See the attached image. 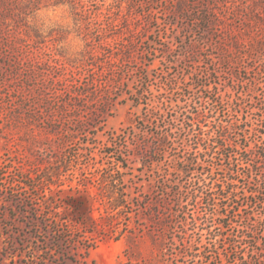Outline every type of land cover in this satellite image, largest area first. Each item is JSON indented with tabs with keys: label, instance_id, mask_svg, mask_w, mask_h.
<instances>
[{
	"label": "rangeland",
	"instance_id": "obj_1",
	"mask_svg": "<svg viewBox=\"0 0 264 264\" xmlns=\"http://www.w3.org/2000/svg\"><path fill=\"white\" fill-rule=\"evenodd\" d=\"M37 1L38 6L41 0ZM176 1L71 0L84 40L79 56L48 54L46 49L64 38L62 31L39 37L19 65L0 51V264H180L172 256L178 251V224H171L166 237L146 216L154 208L167 213L170 205L178 220L182 217L159 183L171 179L178 185L172 187L183 191L182 175L167 172L175 164L173 155H186L191 149L192 129L211 135L217 125L229 123L236 125L232 140L239 145V159L247 163L240 173L248 177L239 185L259 194L249 199L247 211L225 234L239 236L237 224L247 223L250 230L237 256L247 257L243 264H264V0H222L233 11L223 23L228 35L225 50L218 47L219 38L197 22L206 3L216 0H186L185 12L174 9ZM191 45L198 55L192 54ZM222 52L226 59L220 62ZM110 55L115 64L107 71L104 61ZM196 78L204 89L195 86ZM101 80L107 82L105 89L94 86ZM96 88L97 102H92L89 92ZM82 91L86 97L72 100L71 107L58 113L61 120L53 123L55 101L69 102V95ZM177 105L185 107L184 115L175 113ZM154 108L163 115L152 116ZM170 108L177 116L175 138L158 164L142 166L140 149L150 150L168 133ZM196 112L205 117L191 129L193 120L184 118ZM117 160L126 167L120 169L125 188L133 197L137 194L139 203L132 206L128 230L117 240L85 242L73 233L70 242L56 244L52 237L60 228L46 215L41 217L42 209L38 220L32 219L49 172L62 175L64 187L74 186L80 178L98 177L109 165L118 170ZM211 170L213 177H223L215 167ZM73 192L67 190L68 195ZM198 233L190 238L209 247L216 242ZM152 235L157 241L164 236L166 261H151L160 255ZM246 242L256 248L253 253ZM223 256L215 264H228Z\"/></svg>",
	"mask_w": 264,
	"mask_h": 264
},
{
	"label": "trees",
	"instance_id": "obj_2",
	"mask_svg": "<svg viewBox=\"0 0 264 264\" xmlns=\"http://www.w3.org/2000/svg\"><path fill=\"white\" fill-rule=\"evenodd\" d=\"M37 3V0H0L1 55L5 56V58L13 59L18 65L26 53L30 51L32 44L39 40V34L33 31L26 23V17L37 7ZM220 3L221 7L218 6ZM226 4L227 2L222 0H216L213 5L206 3L203 16L197 19L199 26L204 27L211 37L216 36L219 38L220 44L218 47L222 50L226 49L228 36L224 31L223 23L229 18L225 15L233 12L230 11ZM186 5V0H177L174 4V9L177 12H185L187 10ZM215 5L217 7H214ZM164 11H167V9ZM150 14L151 11L147 13V16ZM257 45L259 44L257 43ZM190 49L192 54H199L197 47L191 45ZM221 54L220 62L226 59L223 52ZM113 57L110 55L104 61V65L108 66L107 71L111 70L115 64ZM199 82L200 80L196 78L194 81L195 86H201L200 88L204 89L205 85L199 84ZM94 86L99 87V89H105L108 85L106 81L101 80L99 85L94 84ZM169 86V90L173 91L175 85L171 83ZM59 90L61 92L65 91V89ZM57 91L56 89L55 92ZM94 91H90L89 95H93L92 102H97V88ZM86 94V91L75 92L69 95V102L56 100V105H54V108L55 106L56 108L52 112L56 119L52 120L53 123L61 120L57 116L58 113L65 112V108L68 106L71 107L70 102L72 100H79ZM136 98L135 105L139 106L141 97L137 95ZM177 106L178 110L175 113L180 112L181 115H184L183 109L185 107ZM211 108H214V105ZM211 108L210 110H213ZM171 111H173L172 108L167 112L171 116L168 133L158 137L156 143L151 145L150 150L144 149V153H142L143 149H140L141 153L139 154H142V166L158 164L160 155L165 151L164 149L171 142L170 140L173 139L172 130L177 128L174 125L177 116L171 114ZM150 114L152 116L163 115L156 108L151 110ZM204 117L203 114L196 112L194 117L185 116L184 119L194 121L190 125L192 129L193 125H199ZM135 122L137 123L138 121ZM191 131L188 140L192 141L193 146L190 145L191 149H187L186 155H173L172 161L175 164L172 165V169L169 168L167 170L170 175H182L186 181V187H184L183 191L174 189L172 186L178 185H173L174 182L171 179H167V183H159V187L163 190L167 189L170 201H173L172 206H178L182 217L178 220L177 212L175 213L170 205H168L167 213H160L157 208H154L153 210L151 209L149 216L146 217L153 224L154 230L157 232L161 231L164 236H166L165 231L168 230L169 232L171 229V224H178L180 228L178 231L179 235L176 237L178 251L175 255H172L173 261L180 262V264H215L217 260L221 262V255H224L223 257L228 264H237V262L243 264L248 260L247 257H244V255L238 257L237 253L238 250L242 252L241 246L246 241L250 227L247 223L237 224L239 236L226 235L225 229L236 223L234 219L239 217L242 212L247 211L249 203H252L249 199L259 194V191L250 187L244 189L239 185L248 176L240 173L245 168L242 167V164L247 163L239 159V145L232 140V134L236 133V125L235 123H229L225 126H220L219 124L211 135L204 134L200 128L198 130L192 129ZM217 162L220 163L216 164ZM116 163L118 170L110 169L111 166L109 165L110 167L108 166L104 169L98 177L90 175L80 178L74 186L66 185L64 187L62 175L49 172L47 179L44 180L46 183L45 188L41 191L42 200L38 203L37 208L33 210L32 219L42 209L41 217L46 215L50 219L51 225H55L58 229L60 228L52 237L56 244L63 245L70 242L69 238H71L73 233H76L79 239L81 241L85 240V242L94 243V241H105L108 239L117 240L120 233L122 235V232L128 230L132 206L139 207V203L137 194L136 197H133L132 192L129 194L125 188L124 173L120 170L126 168L123 161L117 160ZM213 167H215V170H220V175H223V177H213L214 173L211 170ZM204 174H207L208 178H204ZM67 190L74 192L68 195ZM241 200L246 204L241 203ZM153 204L159 205L158 201H154ZM189 207H192L194 211L189 209ZM245 218L248 219L247 216ZM222 219L226 223H222ZM35 220L38 219L35 218ZM41 225H43L42 222ZM167 226L169 227L167 228ZM33 228L36 227L34 226ZM189 231L191 233H188ZM118 232L119 234L115 236ZM194 232H199L200 236L203 235L202 232H205L204 234L209 236V240L213 239L216 242H210L212 247H209L201 242L193 241L190 237L194 235ZM164 236L160 241H157L153 235L150 236L151 242L158 245L160 253L157 257H152L151 261L159 258L166 261L164 259L165 256H169L165 254L166 243H164ZM170 240L174 241L172 238ZM246 244L251 249V253H253L256 248L251 246L250 242H246ZM220 246L224 248L221 251H224L225 254L220 253ZM229 248L230 251H228Z\"/></svg>",
	"mask_w": 264,
	"mask_h": 264
},
{
	"label": "clouds",
	"instance_id": "obj_3",
	"mask_svg": "<svg viewBox=\"0 0 264 264\" xmlns=\"http://www.w3.org/2000/svg\"><path fill=\"white\" fill-rule=\"evenodd\" d=\"M26 23L41 39L54 31H62L65 34L58 44L46 49L49 55L74 59L84 48V40L79 34L71 0H41L27 17Z\"/></svg>",
	"mask_w": 264,
	"mask_h": 264
}]
</instances>
